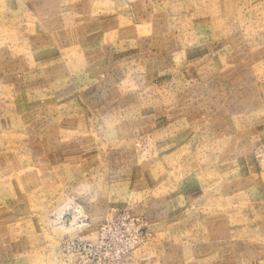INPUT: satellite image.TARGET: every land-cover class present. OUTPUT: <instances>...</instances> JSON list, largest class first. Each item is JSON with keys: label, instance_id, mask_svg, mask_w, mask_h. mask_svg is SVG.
Returning a JSON list of instances; mask_svg holds the SVG:
<instances>
[{"label": "rangeland", "instance_id": "1", "mask_svg": "<svg viewBox=\"0 0 264 264\" xmlns=\"http://www.w3.org/2000/svg\"><path fill=\"white\" fill-rule=\"evenodd\" d=\"M142 6L0 0V264H264V0Z\"/></svg>", "mask_w": 264, "mask_h": 264}, {"label": "built area", "instance_id": "2", "mask_svg": "<svg viewBox=\"0 0 264 264\" xmlns=\"http://www.w3.org/2000/svg\"><path fill=\"white\" fill-rule=\"evenodd\" d=\"M144 226L140 218L129 212L115 214L112 219L105 221L99 226L97 243L88 246L94 249L96 257L97 250L106 248L110 256L107 264H115L120 261L125 253L137 247L144 239ZM100 252V251H99ZM96 264H99L96 260Z\"/></svg>", "mask_w": 264, "mask_h": 264}, {"label": "crops", "instance_id": "3", "mask_svg": "<svg viewBox=\"0 0 264 264\" xmlns=\"http://www.w3.org/2000/svg\"><path fill=\"white\" fill-rule=\"evenodd\" d=\"M147 2V0H123V3L125 4V5H128V4H130V5H140V6H142L143 8H145L144 7V4ZM143 14V13H142ZM198 199H199V197H197L196 199H192L193 201H198ZM259 263V262H258Z\"/></svg>", "mask_w": 264, "mask_h": 264}]
</instances>
